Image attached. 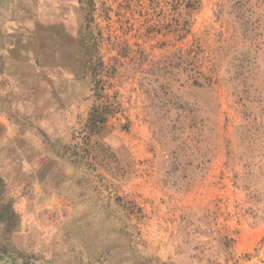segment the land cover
Returning a JSON list of instances; mask_svg holds the SVG:
<instances>
[{"label": "rangeland", "instance_id": "obj_1", "mask_svg": "<svg viewBox=\"0 0 264 264\" xmlns=\"http://www.w3.org/2000/svg\"><path fill=\"white\" fill-rule=\"evenodd\" d=\"M37 1L0 264H264V0Z\"/></svg>", "mask_w": 264, "mask_h": 264}, {"label": "crops", "instance_id": "obj_2", "mask_svg": "<svg viewBox=\"0 0 264 264\" xmlns=\"http://www.w3.org/2000/svg\"><path fill=\"white\" fill-rule=\"evenodd\" d=\"M39 9L37 0H0V170H19L20 163L15 157L7 158L5 152L18 154L31 145L29 139L39 138L37 133H27L23 124L39 123L40 109L50 110V114L63 107H50V100L45 107L39 106L42 92L51 91L48 76L57 70L39 67L40 42L51 29L58 35L63 29L62 19L40 14ZM24 109L28 113L25 119Z\"/></svg>", "mask_w": 264, "mask_h": 264}]
</instances>
